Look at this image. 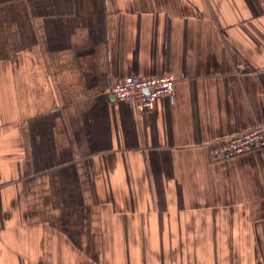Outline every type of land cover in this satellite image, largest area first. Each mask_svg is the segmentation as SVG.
Here are the masks:
<instances>
[{"label": "crops", "instance_id": "0c3cea01", "mask_svg": "<svg viewBox=\"0 0 264 264\" xmlns=\"http://www.w3.org/2000/svg\"><path fill=\"white\" fill-rule=\"evenodd\" d=\"M263 122L264 0H0V264H264Z\"/></svg>", "mask_w": 264, "mask_h": 264}, {"label": "built area", "instance_id": "2783aa9c", "mask_svg": "<svg viewBox=\"0 0 264 264\" xmlns=\"http://www.w3.org/2000/svg\"><path fill=\"white\" fill-rule=\"evenodd\" d=\"M245 68L240 64L238 71ZM182 75L167 72L157 75H128L117 79L108 87V92L118 99L131 101L138 109L151 108L161 96H173L176 81ZM254 148H264V122L243 131L224 137L212 152L218 158L242 155Z\"/></svg>", "mask_w": 264, "mask_h": 264}]
</instances>
